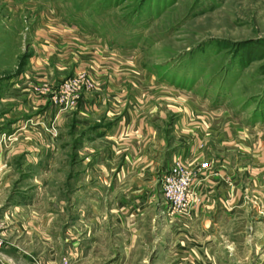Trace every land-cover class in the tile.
<instances>
[{"label": "rangeland", "instance_id": "obj_1", "mask_svg": "<svg viewBox=\"0 0 264 264\" xmlns=\"http://www.w3.org/2000/svg\"><path fill=\"white\" fill-rule=\"evenodd\" d=\"M19 5L24 7L25 4ZM37 13H45L47 18L61 23L58 29L63 35L60 39L62 56L70 48L75 50V55L82 53L86 57L88 47L97 51L102 46L108 51L98 52L108 57V61H115L116 70L123 71L120 76L126 81H123L125 86L150 96L152 107L168 111L167 121L160 127L164 133L178 115L187 111L206 112L215 124L240 122L252 126L256 132L264 130V0H38L30 3L29 10L18 14L0 5V91L3 90L0 92V125L7 124V112L19 105L11 98L27 103L18 92H13L15 89L22 91V87H29L34 92L37 86H48L50 93L43 97L41 109L57 114V120L52 123L54 128L62 116L65 118L62 120L65 130L60 138L67 151L65 154L64 149L63 153L66 163H46L44 170L48 173L44 177L24 179L22 186H18L16 180L8 189L9 195L15 193L25 198L22 210L11 212L4 220L11 226L2 229V252L8 251V242L16 240V250L26 253L32 264L175 263L171 257L161 260L158 257L169 246L175 254L186 248L191 251L197 245L183 241L184 237L191 231L193 236L200 235L197 229L187 228L182 216L174 214L167 226L157 208L143 210L136 204L135 216L129 214L128 219L122 214V223L111 217L109 229L92 228L102 214L86 210L89 194L85 191L84 177L78 180L76 200L70 202L69 172L73 162L66 158L71 145L75 146L74 151L80 149L70 135V127L76 121L75 113L84 112L81 111L84 105L80 109L62 111V107L52 104V99L77 74L93 75L82 68L86 62L77 61L74 70L70 68L60 74V81L39 83L34 80L39 70L28 66V62L39 56L47 58V52L39 53L34 39L41 20ZM16 15V20L10 24ZM77 45H83V49ZM117 62L121 64L118 66ZM11 76L24 78L17 88L13 85L15 89H11L7 97L4 85ZM82 94L88 93L83 91ZM127 95L117 97L122 99ZM114 96H110L111 101L105 107L108 113L114 114L111 120L118 119L116 114L123 108V105L116 106L119 99ZM126 101L124 107H129L132 103L129 96ZM55 130L56 133L51 130L52 137H59L57 128ZM256 133L264 140V131ZM165 136L168 138L169 134ZM211 140L204 146L206 156L213 150L224 149L219 151L220 142ZM101 143L106 146L103 139L98 145ZM81 150L85 153V149ZM74 160L78 174L85 172L82 161L72 152L71 161ZM100 170L94 168L95 173ZM242 193L247 204L236 207L234 219L221 215V229L216 231L222 238L213 230L221 240L211 246L220 252L230 247L238 252L239 262L247 258V264H264L261 205L249 189H243ZM8 196H2L1 204L6 203ZM226 206L228 208V202ZM2 213L0 211V215ZM13 220L16 221L13 223ZM20 220L25 221V228H17L15 223ZM12 231L15 234L8 239L6 233ZM15 231H20L22 236L17 239ZM119 236H144L152 243H119Z\"/></svg>", "mask_w": 264, "mask_h": 264}, {"label": "crops", "instance_id": "obj_2", "mask_svg": "<svg viewBox=\"0 0 264 264\" xmlns=\"http://www.w3.org/2000/svg\"><path fill=\"white\" fill-rule=\"evenodd\" d=\"M31 2L30 0H20V2L0 0V5L18 14L29 10ZM20 3L29 4V8L25 5V8L20 6ZM37 14L41 20L34 39L36 38L39 53L47 52L45 55L47 58L43 59L39 56L28 62V66L39 70L33 76L34 80L39 83L60 81V74L70 68L74 70L77 61H80V63L86 62L82 68H86L93 75L92 79L95 83L94 91L83 96L79 107L80 109L84 105L81 111L86 112L90 109L91 113L76 112L74 115L76 121L71 123L70 127V135L76 140V146L80 148L74 151L75 146L71 145L66 158L73 162V169L69 172L70 202L73 203V200H76L78 180L84 177L85 191L89 194L86 210L91 211L92 214L100 215V212L102 214L101 220L93 223L92 228L109 229L111 217L116 222L122 223V214L128 219L129 214L134 213L135 216L136 204L142 206L143 210L157 208L163 223L165 222L168 226L175 216L163 198L162 188L164 176L173 161L181 157L186 163L192 164L196 171L201 163L209 162L208 170L195 175L193 195L196 203H199L193 206L190 216H182L188 229H197L200 233L193 236L194 232L191 231L183 241L197 247L191 248V251L186 248L179 254H175L169 246L163 250L165 252H161L163 254L159 255L158 259L171 257L175 261L172 264H247L248 259L239 262L238 252H233L230 247L228 251L220 252L214 250L211 245L220 242L221 239L218 237L222 238L216 231L221 229V215L226 214L230 219H234L236 207L247 204L243 197V189L246 191L249 189L253 197L259 201L261 205L259 211L264 220V140L260 133H256L264 131L263 128L255 132L252 126L236 121L228 122L227 125L215 124L214 119L206 112L199 114L187 111L186 114L178 115L164 133L160 127L164 120L167 121L168 111L152 107L151 97L143 95L136 88L129 90L120 76L123 71L119 68L115 69L116 66L113 64L115 61H108V57L99 55L98 51H106L102 46H97L101 48L97 51L87 46L89 48L87 57L82 53L75 55L73 48L65 50V55L62 56L60 53L63 47L60 42L62 31L58 29L61 23L56 19L47 18L45 13ZM17 16L12 17L10 24H13ZM67 43L69 42H65ZM82 46L78 47L83 49ZM6 52H8L7 49ZM117 64L119 66L121 63L117 62ZM23 78L11 76L5 82L4 91L7 97L15 89H12L13 85L15 87L19 85ZM13 92H18V95L25 98L24 101L27 103L11 98L19 105L7 112L5 116L7 124L0 125V167L5 166L0 171V211L4 212L0 215L1 221L5 220L11 212L22 210L25 196L19 197L15 193L9 195L8 189L11 185L16 180H18L17 185L22 186L24 179L41 175L44 177V174L48 173L44 170L45 164L66 163L63 160L64 149L67 154L66 147L62 145L60 138V133L65 130L64 122L62 123L65 118L62 116L58 125H55L59 137H52V123L55 119L57 120V114L52 110L43 111L41 109L43 98L36 95L29 87H22V91L15 89ZM123 95L127 97L122 99L117 97ZM110 96L119 99L116 106L123 105L121 112L116 114L118 118L116 120L110 119L114 117V114L108 113L105 108L111 101ZM128 96L132 103L128 104L129 107H124ZM72 118L73 116L70 119ZM109 120L112 122L108 123ZM166 134H169L168 138ZM102 139L106 146H103V143L98 145ZM209 139H212L213 143L220 142L219 151L224 149L221 152L213 150L206 156L204 146ZM81 149H85V153ZM72 152L75 153L76 158H80L84 166L85 172L80 175L78 169L74 167L75 160L71 161ZM203 154L204 157H202ZM88 166L92 171L87 170ZM96 166L101 168L98 173L94 172V168H98ZM5 194L9 196L5 203L7 206L4 208L5 204H1V198ZM15 224L20 229L26 226L25 221L22 220ZM7 226L10 227L11 223L7 222ZM213 230L219 234L218 237ZM15 232L18 233L17 239L22 236L20 231ZM6 234L9 239V236L15 233L12 231ZM147 240L149 239L144 236L118 237L119 243L127 241L133 244L152 243ZM7 245L10 247L7 252L3 251L0 254V264H32L26 253L22 254L16 250V240L8 242Z\"/></svg>", "mask_w": 264, "mask_h": 264}, {"label": "built area", "instance_id": "obj_3", "mask_svg": "<svg viewBox=\"0 0 264 264\" xmlns=\"http://www.w3.org/2000/svg\"><path fill=\"white\" fill-rule=\"evenodd\" d=\"M94 89L95 83L92 77L86 72H81L63 85L61 91L53 97L52 104L62 107V111L68 108H79L84 96L82 92L89 93L94 91ZM34 93L42 98H46L50 93V89L48 86L41 85L34 89ZM52 130L55 133L57 132L54 127ZM4 167H0V171ZM209 167L210 163L204 162L200 164L199 169L196 171L194 166L183 162L179 158L173 161L172 166L164 176L162 192L166 204L169 205L174 214L183 217L191 215L193 206L199 203H196L195 196L193 195L195 175L208 170ZM6 226V221H0V254L4 248L2 229Z\"/></svg>", "mask_w": 264, "mask_h": 264}]
</instances>
